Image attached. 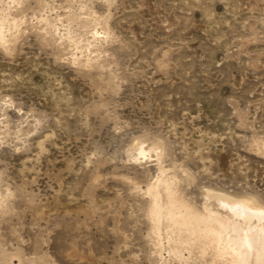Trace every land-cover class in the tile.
Here are the masks:
<instances>
[{
	"label": "rangeland",
	"instance_id": "rangeland-1",
	"mask_svg": "<svg viewBox=\"0 0 264 264\" xmlns=\"http://www.w3.org/2000/svg\"><path fill=\"white\" fill-rule=\"evenodd\" d=\"M0 30V264H238L203 232L241 223L209 192L264 207V0H0Z\"/></svg>",
	"mask_w": 264,
	"mask_h": 264
},
{
	"label": "bare ground",
	"instance_id": "bare-ground-1",
	"mask_svg": "<svg viewBox=\"0 0 264 264\" xmlns=\"http://www.w3.org/2000/svg\"><path fill=\"white\" fill-rule=\"evenodd\" d=\"M140 150L142 149L140 148ZM207 196L208 198H216L223 206H228L235 217H240L241 223L236 224L234 221H229L224 226L218 222V224H214L212 227L211 222L207 221L203 236L209 240L220 241L223 239L227 243L232 242L233 259L238 264H247L245 260L249 257L248 251H250V248L258 251L259 256L263 259L264 226L261 229H257L258 227L256 226L257 234H255L253 227H251V221L255 219L260 222L264 219V207L252 198L237 199L224 193L215 192H209ZM176 222L181 225H188V220L184 217L181 220H176ZM246 242L249 243L248 247L245 245Z\"/></svg>",
	"mask_w": 264,
	"mask_h": 264
}]
</instances>
